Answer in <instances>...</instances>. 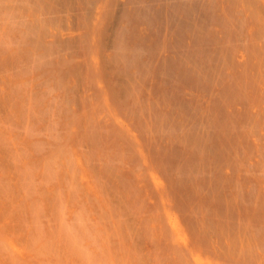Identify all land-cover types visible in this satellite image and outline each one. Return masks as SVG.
I'll list each match as a JSON object with an SVG mask.
<instances>
[{"label":"bare ground","instance_id":"bare-ground-1","mask_svg":"<svg viewBox=\"0 0 264 264\" xmlns=\"http://www.w3.org/2000/svg\"><path fill=\"white\" fill-rule=\"evenodd\" d=\"M0 264H264V0H0Z\"/></svg>","mask_w":264,"mask_h":264}]
</instances>
